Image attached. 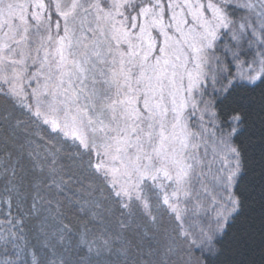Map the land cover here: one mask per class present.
Returning <instances> with one entry per match:
<instances>
[{
	"label": "snow or ice",
	"instance_id": "1",
	"mask_svg": "<svg viewBox=\"0 0 264 264\" xmlns=\"http://www.w3.org/2000/svg\"><path fill=\"white\" fill-rule=\"evenodd\" d=\"M0 264H264V0H0Z\"/></svg>",
	"mask_w": 264,
	"mask_h": 264
}]
</instances>
